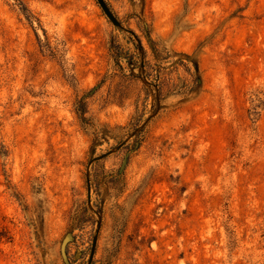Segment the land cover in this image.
I'll return each mask as SVG.
<instances>
[{"label":"rangeland","instance_id":"obj_1","mask_svg":"<svg viewBox=\"0 0 264 264\" xmlns=\"http://www.w3.org/2000/svg\"><path fill=\"white\" fill-rule=\"evenodd\" d=\"M103 2L0 0V264H264V0Z\"/></svg>","mask_w":264,"mask_h":264},{"label":"trees","instance_id":"obj_2","mask_svg":"<svg viewBox=\"0 0 264 264\" xmlns=\"http://www.w3.org/2000/svg\"><path fill=\"white\" fill-rule=\"evenodd\" d=\"M153 46V45H152ZM153 53L155 54V63L152 60L146 59L143 57L142 60H137L135 56H129L128 54H124L123 52L117 51L113 56L115 61L118 63L121 60H127L128 65L130 66V71L133 76H135L134 72L136 70H141L142 75L146 79H151V84L156 87L159 91H161V84L163 82V78L168 74H171V70H175L178 67H183L187 74L190 77L189 84L183 83V94H186L187 98L191 95H199L202 91V77L200 75L199 66L195 59H192L188 55L178 54V53H169L166 51H160L157 47H152ZM169 64V65H164ZM191 64V65H190ZM135 77H141L138 74ZM77 114L79 115V119L83 124H86V118L84 116L85 112L82 109L81 104L77 107ZM138 121L136 119L135 122L131 123V126L127 130V134H133V140L129 143H123L124 139L120 136H113L107 133L108 131H97L95 136V142H98L100 139L109 140V138L116 140L117 144H122L121 146H125L127 148V152H136L142 143L143 135L142 132H138ZM97 195L99 197L103 196L102 190H107V182L116 183L117 186L120 185L122 176L117 173L115 178L106 179L102 175H95ZM75 221H78L75 219ZM90 264H99L96 261L91 260Z\"/></svg>","mask_w":264,"mask_h":264},{"label":"water","instance_id":"obj_3","mask_svg":"<svg viewBox=\"0 0 264 264\" xmlns=\"http://www.w3.org/2000/svg\"><path fill=\"white\" fill-rule=\"evenodd\" d=\"M99 3L101 4L102 8L105 10V12L110 16V18L115 22V19L113 18V16L111 15L110 11L108 10V8L106 7L105 3L103 2V0H98Z\"/></svg>","mask_w":264,"mask_h":264}]
</instances>
